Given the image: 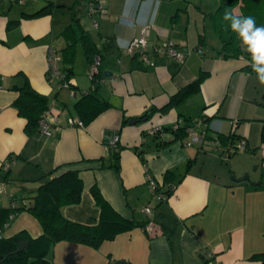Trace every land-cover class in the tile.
Here are the masks:
<instances>
[{"label": "crops", "instance_id": "crops-1", "mask_svg": "<svg viewBox=\"0 0 264 264\" xmlns=\"http://www.w3.org/2000/svg\"><path fill=\"white\" fill-rule=\"evenodd\" d=\"M89 1L0 2V205L28 203L50 171L77 170L84 187L77 204L62 208L67 219L98 222L100 208L90 192L95 183L133 225L96 248L56 242L48 264H264V85L246 68L245 58H223L221 42L212 47L207 32L216 10L212 0H98L97 28ZM70 25L76 35L82 30L89 35L104 56V71L112 72L94 85L111 106L82 127L68 119L81 120L74 104L92 85L84 52L82 72L72 66L75 95L46 75L47 49L61 56L67 43L63 32ZM143 27H149L146 54L152 64L125 50ZM166 41L184 42L176 46L180 59L153 51ZM199 76L196 92L169 105L172 95ZM26 81L48 97L56 118L49 135L39 130L27 136L26 119L13 106L16 88ZM151 108L156 109L151 116L136 121ZM198 118L207 130L200 146L185 145L187 135L177 139L150 132ZM112 132L121 146L119 172L110 166L106 141ZM222 136L232 141L211 144ZM240 141L243 149L237 148ZM167 190L161 199L158 191ZM145 206L150 215L141 211ZM12 220L6 237L20 230L33 237L42 233L25 210ZM147 224L154 225L155 234Z\"/></svg>", "mask_w": 264, "mask_h": 264}, {"label": "trees", "instance_id": "trees-1", "mask_svg": "<svg viewBox=\"0 0 264 264\" xmlns=\"http://www.w3.org/2000/svg\"><path fill=\"white\" fill-rule=\"evenodd\" d=\"M259 2L264 3V0H219L218 8L210 14L212 25L221 42L220 55L223 58L243 57L248 61L246 66L248 69H252L249 64L251 56L242 46L236 33L231 31L229 22L223 20V15L228 11L236 15L252 16L255 18L257 26L262 27L264 26V9H258ZM50 4L46 5L45 8L49 7ZM63 33L67 43L60 50V54L61 69L64 71L65 77H71L75 49L79 43L82 46L89 66L95 56L100 59L99 73L94 80L90 81L92 84L98 85L104 77L102 66L104 56L100 54L97 45L83 30L79 35H76L71 25L67 26ZM202 80L203 76H199L181 87L170 97L169 105L179 104L196 92ZM74 88L75 86L72 87V89ZM96 88L92 89L91 85L86 90H83L74 104V108L81 119L80 121L83 123L90 122L100 112L111 106L110 102L96 94ZM16 89L18 90V96L14 100L13 106L18 114L26 119L24 131L27 136H31L40 129L39 123L42 114L50 107L49 100L47 96L35 91L27 81L23 86ZM155 110V108H151L143 116L136 118V121L151 116ZM129 119L124 118V122ZM184 120L186 121V119ZM189 120L187 119V121ZM187 126L188 124L185 123L184 125H179L177 129H172V125L163 127L160 128V132H157L156 135H160L161 132H169L174 135V138H184L187 135ZM217 138L220 142L228 144L232 141V136ZM106 143L112 160L110 166L119 172L121 146L119 142L115 145H109L108 141ZM54 172L53 170L48 173V179L38 187L34 195L28 198L30 200L28 203L23 201L18 206H15L14 203L10 206L0 205V264H48V252L56 242L70 241L96 248L104 240L114 238L118 233L129 229L133 225V221L124 218L112 208L104 199L95 183L90 186V192L100 208L98 222L89 225L67 219L62 213V208L66 205L77 204L80 201L84 187L83 179L77 170L68 169L59 174ZM167 174L165 178H167ZM164 193L168 195L169 190ZM23 210L29 212L37 219L42 227V233L33 237L26 230H20L11 236H4L3 232L6 226ZM23 240L29 241L28 246L19 252H15L19 242Z\"/></svg>", "mask_w": 264, "mask_h": 264}, {"label": "built area", "instance_id": "built-area-1", "mask_svg": "<svg viewBox=\"0 0 264 264\" xmlns=\"http://www.w3.org/2000/svg\"><path fill=\"white\" fill-rule=\"evenodd\" d=\"M2 1L8 2V3H14V4H23L27 0H0V2ZM99 8L100 7L98 4V0L89 1L88 12L91 16V23L93 27L95 28L98 27V22L96 21L94 14H96L100 10ZM148 34H149V27H143L140 34L137 37L132 38L128 42L125 50L127 54L131 56L139 55L141 59L145 61L147 64H152L146 54ZM179 44H184V42L174 43L171 41H166V42L161 43V45L155 46L153 48V51L160 55H166L168 57L180 59L181 55L176 49V46ZM47 60H48V67L46 71L47 78L49 80H52L53 78H57L59 80V87L69 89L72 95H75V90L72 89V87L75 86V83L73 82L71 78L65 77V73L61 70V67H60L61 56L58 54L57 50H55L51 46H49L47 49ZM99 65H100V59L98 56H95L87 71V77L90 81L94 80L96 76L98 75ZM92 89H94V84H92ZM55 121H56V118L52 114L51 108L49 107L42 114V117L39 123V126H40L39 130L42 133L49 135L51 133L50 127ZM68 122L70 125L76 124L79 127L83 126V122L80 120L75 121L72 118H69ZM179 125H180L179 122H175L172 125V129H177ZM202 126L204 128H201ZM150 132L153 134H156L157 132H160V128L152 129ZM162 133L164 132H161L160 134ZM186 134H187V140L184 142L185 145L187 146L202 145L204 141L206 140V136H207V130H206V125H205L204 120L202 118L195 119L192 122V124L186 127ZM107 141L109 145H115L116 143L119 142V135L114 132L108 133ZM219 143H220V140L217 138L211 141L212 145H219ZM244 146H245V143L243 141H240L237 148L243 149ZM237 148L235 147L234 149H237ZM9 166L10 164H7L6 168ZM148 183L152 188L158 190L157 182L149 178ZM158 193L161 199H165L167 196L164 192L158 191ZM141 211H143L144 213L148 215L151 214V208L148 206L143 207ZM145 228L147 231L152 233V235L155 234L153 224H147Z\"/></svg>", "mask_w": 264, "mask_h": 264}, {"label": "clouds", "instance_id": "clouds-1", "mask_svg": "<svg viewBox=\"0 0 264 264\" xmlns=\"http://www.w3.org/2000/svg\"><path fill=\"white\" fill-rule=\"evenodd\" d=\"M223 20L229 22L244 49L251 56L249 62L259 84L264 85V26L258 27L252 16L236 15L226 11Z\"/></svg>", "mask_w": 264, "mask_h": 264}, {"label": "rangeland", "instance_id": "rangeland-1", "mask_svg": "<svg viewBox=\"0 0 264 264\" xmlns=\"http://www.w3.org/2000/svg\"><path fill=\"white\" fill-rule=\"evenodd\" d=\"M217 6H219V0H212V10L217 9L218 8ZM258 9L259 10L260 9H264V3H260L259 2L258 3ZM68 13L69 12H67L66 14L68 15ZM208 28H209V30H208ZM208 28H207V32H209L208 38H209L210 41H212V47L218 48L220 46V40L218 38V35L216 34L215 29H214L213 26L212 27H208ZM57 46H60V45L57 44ZM75 53H76L75 54V58H74V62L75 63L73 62L72 66L74 67L75 72L80 73V72H82L83 65H84L81 62L82 61L85 62V61H84L83 56H82V53H83L82 47L79 44L76 46ZM75 59H76V61H75ZM104 62L105 61H103V64H104ZM86 77H87V75H86ZM9 224H10L9 227L12 228L15 225L14 220H12ZM9 227H8V229H10Z\"/></svg>", "mask_w": 264, "mask_h": 264}, {"label": "water", "instance_id": "water-1", "mask_svg": "<svg viewBox=\"0 0 264 264\" xmlns=\"http://www.w3.org/2000/svg\"><path fill=\"white\" fill-rule=\"evenodd\" d=\"M105 76H111L112 72L111 71H104ZM131 123L135 122L134 120H130ZM29 241L28 240H23L19 242L18 248L15 250V252H19L21 249L26 248L28 246Z\"/></svg>", "mask_w": 264, "mask_h": 264}]
</instances>
